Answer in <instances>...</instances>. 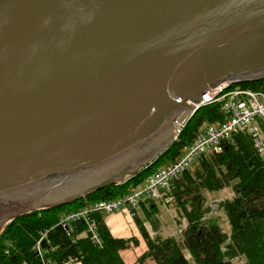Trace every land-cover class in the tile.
Masks as SVG:
<instances>
[{
    "label": "water",
    "instance_id": "water-1",
    "mask_svg": "<svg viewBox=\"0 0 264 264\" xmlns=\"http://www.w3.org/2000/svg\"><path fill=\"white\" fill-rule=\"evenodd\" d=\"M263 79L264 0H0V230L125 180L190 101Z\"/></svg>",
    "mask_w": 264,
    "mask_h": 264
},
{
    "label": "trees",
    "instance_id": "trees-1",
    "mask_svg": "<svg viewBox=\"0 0 264 264\" xmlns=\"http://www.w3.org/2000/svg\"><path fill=\"white\" fill-rule=\"evenodd\" d=\"M242 86L263 91L264 79ZM226 119L220 104L205 106L168 150L125 180L110 183L72 201L18 215L0 231V264H42L35 246L46 231H49V247L44 255L48 260L61 262L73 257L78 260L77 264H126L121 252L130 247L132 239L115 237L106 223L107 215L94 216L101 246L82 235L83 223L75 224L76 238V232L69 236L57 225L60 216L92 203L124 197L143 187L151 176L180 159L204 127L223 123ZM227 187L234 191V196L221 204V210L226 216L229 233L223 229L219 218L208 216L204 196L205 192L214 193ZM163 198L176 209V222L181 225L182 220H186L187 227L177 237L159 235L158 225L153 221L158 212V200L141 202L132 212L147 242V251L139 257L138 264L148 261L155 264H264V160L250 136L236 135L224 143L221 153L201 156L172 182ZM139 209L145 212L147 222L156 233L154 237L148 233L146 221L139 218Z\"/></svg>",
    "mask_w": 264,
    "mask_h": 264
},
{
    "label": "built area",
    "instance_id": "built-area-1",
    "mask_svg": "<svg viewBox=\"0 0 264 264\" xmlns=\"http://www.w3.org/2000/svg\"><path fill=\"white\" fill-rule=\"evenodd\" d=\"M202 98L203 100L199 103L189 102L195 107L194 110H191L190 117L205 106L220 104L227 115V119L223 123L204 127L180 159L151 176L143 187L132 190L124 197L92 203L78 210L63 214L60 216L57 225L62 227L71 236L72 233H75V224L83 223V234L88 236L93 244L101 246L102 240L98 232L95 215H109L121 210L133 215L132 212L146 199L162 200L164 192L170 190L172 182L178 176L201 156L221 153L224 143L228 139L239 134L250 136L258 154L264 160V90L253 91L244 88L241 83L232 81L225 82L214 89L211 88ZM186 125L187 122L175 121V129L178 132L175 135V141ZM211 213H213V210ZM48 235L49 231L42 234L35 246L42 264L78 263V260L73 257H69L61 262L45 258V249H43L42 243L48 239Z\"/></svg>",
    "mask_w": 264,
    "mask_h": 264
},
{
    "label": "rangeland",
    "instance_id": "rangeland-1",
    "mask_svg": "<svg viewBox=\"0 0 264 264\" xmlns=\"http://www.w3.org/2000/svg\"><path fill=\"white\" fill-rule=\"evenodd\" d=\"M134 172L135 171L132 170V174ZM204 196L207 200V206L209 208L208 216L219 218L221 220L223 229L227 233H229L230 228L226 216L223 214V211L221 210V204L227 199H232L234 196V191L231 188L227 187L221 191L214 193L205 192ZM167 202L168 200L164 198L162 200L157 201L158 212L153 217V221H155V223L158 225L159 235L161 234L162 236L177 237L180 236L181 234L180 231L186 227L187 222L186 220H182L183 225L178 224L176 222L178 220L176 209L173 208L172 206L171 208L167 204ZM212 210L213 213H211ZM137 214L141 220L146 221L145 226L148 230V233L150 234L151 237H154L156 233L153 231L151 224L147 222L145 212L142 209H139ZM105 219L107 225H109V227L112 229V233L115 237L129 239V240L132 239L130 243V247L126 250H123L121 252V256L126 264H138L139 257L147 251V242L143 237V234L139 229L138 224L134 219V217L129 212L121 210L115 212L114 214L106 216ZM5 223L6 221L3 223V227L5 226ZM75 232H76L75 233V238H76L78 236L77 229ZM44 241L48 242V247H49L48 239ZM42 247H43V243H42ZM43 249L45 248L43 247ZM45 250H47V248ZM187 259H190L189 255H187ZM146 264H155V263L153 261H148L146 262ZM192 264L195 263L192 262Z\"/></svg>",
    "mask_w": 264,
    "mask_h": 264
},
{
    "label": "crops",
    "instance_id": "crops-1",
    "mask_svg": "<svg viewBox=\"0 0 264 264\" xmlns=\"http://www.w3.org/2000/svg\"><path fill=\"white\" fill-rule=\"evenodd\" d=\"M112 214H114V213H112ZM109 215H111V214H109ZM108 216V215H107ZM108 227H109V225H108ZM110 228V227H109ZM110 230H111V232H112V229L110 228ZM113 234V233H112Z\"/></svg>",
    "mask_w": 264,
    "mask_h": 264
}]
</instances>
